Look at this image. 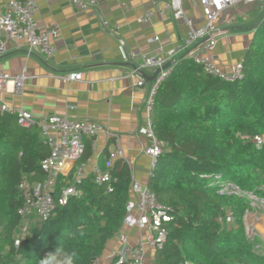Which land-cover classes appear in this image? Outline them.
Instances as JSON below:
<instances>
[{"label":"trees","instance_id":"trees-1","mask_svg":"<svg viewBox=\"0 0 264 264\" xmlns=\"http://www.w3.org/2000/svg\"><path fill=\"white\" fill-rule=\"evenodd\" d=\"M260 21L242 61L243 81L216 80L181 57L157 91L151 120L167 146L148 186L173 220L165 224L168 235L154 251V264H264V239L250 237L246 228L250 200L220 194L214 184L220 177L264 198V144L258 148L253 141H264V15ZM91 145L86 141L79 165L89 159ZM49 154L37 126L22 128L15 115L0 114V264H41L59 256H72L73 264H96L124 226L133 175L118 160L110 170L117 179L112 193L96 185L92 174L85 177L79 196L58 206L47 221L33 223L20 241L19 188L44 180L41 162ZM109 155L103 153L105 164ZM119 261L111 264H124Z\"/></svg>","mask_w":264,"mask_h":264},{"label":"crops","instance_id":"crops-1","mask_svg":"<svg viewBox=\"0 0 264 264\" xmlns=\"http://www.w3.org/2000/svg\"><path fill=\"white\" fill-rule=\"evenodd\" d=\"M7 1L0 0V14ZM155 1L167 0H96L95 8L87 11L76 8L70 0H36L35 19L39 26L58 29L52 40L54 56H28L23 43L12 42L1 59L2 70L11 76L24 74L25 81L21 96L13 92L12 84L0 91V109H24L35 118L56 115L87 119L103 127L104 132L97 137L95 146L91 145V155L83 164L84 177L91 175L95 166L106 170L103 153L120 146L133 180L142 185L149 182L154 163L144 155V141L138 136L147 118L146 93L137 87L134 71L141 66L143 56L154 53L165 57L188 35V29L176 22L169 11L155 8ZM185 7L195 26H202L201 7L193 2H186ZM150 11H154L153 17L144 21ZM263 15L260 4H239L221 15L217 27L225 33L213 54L217 66L228 70L243 61ZM122 51L136 52L139 58L126 63ZM156 71L142 70L150 79ZM75 72L81 74V81L68 80V75ZM131 200L135 201V197L131 196ZM121 231L131 243L148 234L146 228L124 227ZM119 252L116 236L96 264H111ZM149 261L154 264L153 258Z\"/></svg>","mask_w":264,"mask_h":264},{"label":"built area","instance_id":"built-area-1","mask_svg":"<svg viewBox=\"0 0 264 264\" xmlns=\"http://www.w3.org/2000/svg\"><path fill=\"white\" fill-rule=\"evenodd\" d=\"M70 1L73 6L82 11L95 8L97 5L96 0ZM186 2H193L201 7L204 18L202 26L196 27L193 19L187 15ZM239 4L250 6L261 4L264 9V0H167L165 3L154 2L155 8L162 12L169 11L176 22L183 24L188 29V35L180 47L172 50L165 57L154 53L143 56L141 66L134 71L138 80L137 87L146 93L144 110L147 118L138 136L144 141L142 149L144 155L153 160L154 166L167 144L155 135L151 114L154 111L157 91L172 67L162 71L156 80L150 83L141 76L140 71L143 69L158 70L169 62H173L174 65L178 59L183 57L192 60L202 68L205 74L216 80L222 82L243 81L242 62L224 70L217 66L213 59L218 40L225 33L224 30L217 27V22L224 12ZM37 11L36 0H8L5 10L0 14V91L5 90L9 84H12L13 92L16 95L21 96L24 90V74L11 76L1 68V59L7 54L9 43H23L28 56L38 55L44 58L54 56L55 48L52 45V40L57 37L58 29H42L35 19ZM153 15L154 11L148 12L144 21H149ZM155 41H158V38ZM122 54L123 61L126 63H132L139 58L136 52L122 51ZM67 78L69 81H81L82 76L75 72L69 74ZM3 113L15 115L18 126L22 128L37 126L44 144L50 150L49 156L41 162V170L46 175L44 180L33 184L24 182L19 188L24 202L19 211L24 221L20 230L21 241L29 236V228L33 223L47 221L58 206H65L70 198L80 195L77 188L85 177L83 164L79 165V163L85 154L86 141L90 140L94 147L97 137L104 132V129L100 124L87 119L71 120L65 116L56 115L35 118L24 109L13 110L6 106L0 109V114ZM253 141L258 148L264 144L261 137H256ZM118 160L126 162L124 151L120 146L110 153L106 170L95 166L92 171L94 183L99 186L106 185L108 193L113 192L112 183L117 180L111 176L110 170ZM71 174L73 176L69 179ZM61 177L63 187L56 198L54 195ZM214 184L220 187V194L247 196L251 207L254 208L259 202L264 206V198L253 193H243L234 184L222 182L220 177L215 178ZM131 196L135 197V201L131 200L127 205L123 228H146L148 234L146 237H139L135 243H131L121 229L117 234L120 243V252L117 256H119V262L124 264H152L149 259L153 258L154 251L161 249L166 242L168 231L165 224L173 220L170 214L171 210L158 200L148 184L142 185L133 180ZM227 220L231 221V218L228 217ZM220 221L222 220L220 219ZM63 259L62 256H59L56 261H63Z\"/></svg>","mask_w":264,"mask_h":264},{"label":"rangeland","instance_id":"rangeland-1","mask_svg":"<svg viewBox=\"0 0 264 264\" xmlns=\"http://www.w3.org/2000/svg\"><path fill=\"white\" fill-rule=\"evenodd\" d=\"M245 223L250 237L258 235L264 239V206L260 202L256 203L254 208L251 207L247 215L245 214Z\"/></svg>","mask_w":264,"mask_h":264},{"label":"clouds","instance_id":"clouds-1","mask_svg":"<svg viewBox=\"0 0 264 264\" xmlns=\"http://www.w3.org/2000/svg\"><path fill=\"white\" fill-rule=\"evenodd\" d=\"M73 264L72 256H65L63 261H56L55 257H49L48 259L41 262V264Z\"/></svg>","mask_w":264,"mask_h":264},{"label":"water","instance_id":"water-1","mask_svg":"<svg viewBox=\"0 0 264 264\" xmlns=\"http://www.w3.org/2000/svg\"><path fill=\"white\" fill-rule=\"evenodd\" d=\"M260 22H261V21H260ZM260 22L258 23V25L260 24ZM172 66H173V62H169V63H167L163 68L158 69V70L156 71L154 77L151 78V79L148 78V77L145 75V73H143L142 71H140V74H141V76H142L144 79H146V81L153 82V81L156 80V78L158 77V75H159L162 71H165V70L171 68Z\"/></svg>","mask_w":264,"mask_h":264}]
</instances>
